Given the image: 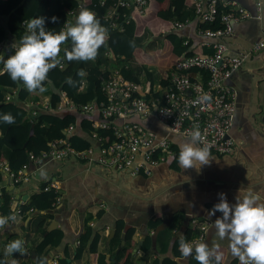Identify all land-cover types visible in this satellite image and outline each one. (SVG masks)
Returning a JSON list of instances; mask_svg holds the SVG:
<instances>
[{
  "label": "crops",
  "instance_id": "0c3cea01",
  "mask_svg": "<svg viewBox=\"0 0 264 264\" xmlns=\"http://www.w3.org/2000/svg\"><path fill=\"white\" fill-rule=\"evenodd\" d=\"M237 1L251 12L254 11V0ZM144 29L138 38L143 46L152 37ZM173 30L193 44L203 41L202 36L196 33L193 20ZM6 37L14 39L10 34ZM222 39L227 54L238 55L247 51L240 65L225 78L235 92V108L228 128V135L234 139L235 145L229 152L217 153L211 150L213 158L208 165L201 166L199 170L182 169L176 155H179V145L188 136L169 132L152 114H133L128 117L129 120L138 122L157 136L167 137L171 142L172 153L152 165L148 172L130 175L122 170L74 157L48 159L38 168L30 164L29 178L13 186L7 171L0 166V185L12 187L11 195L15 202L27 199L35 190L43 178L42 170L46 176L51 175L58 180L60 193L59 203L49 212L38 210L41 217L35 214L37 210H26L18 214L11 224L0 229V243L23 240L24 254H13L27 264H34L33 245L41 237L35 232V225L40 221V227L45 230H62L59 243L49 247L46 252L50 264H56L60 257H65L71 264H92L87 260L86 249L78 258L73 257L79 234L86 227L89 229V238L96 232L99 236L97 250L105 251L107 259L113 224L115 219L120 218L133 227V262L150 264L154 256L171 255L173 239L180 238L184 229L192 224L191 221L199 220L205 224L200 241L218 249L220 264H240L238 259L230 255L229 242L226 239L220 240L211 227L222 213L216 212L214 216L208 217L207 212L219 202V193L226 194L230 204H234L236 198L241 199L249 191L259 195L261 202H264V0H261L259 18L247 17L234 22L231 33ZM259 40L263 41V45L252 49V45ZM142 64L152 70L153 82L159 79L160 74L154 63H139L135 60L128 62L140 81H143L144 73L141 75L136 68L141 70ZM35 94L38 100L47 98L39 90ZM11 97L17 99L15 90L11 91ZM25 101L29 109L32 98ZM84 115L96 118L95 111ZM81 131L88 135L87 130ZM92 144L93 148L98 145L95 140ZM154 219H158L156 224L149 226V221ZM145 235L149 237V243L146 248H141L140 243ZM8 256L6 254L5 258ZM192 259L191 256L187 259L181 255L175 257L176 264H190Z\"/></svg>",
  "mask_w": 264,
  "mask_h": 264
},
{
  "label": "trees",
  "instance_id": "16d2710c",
  "mask_svg": "<svg viewBox=\"0 0 264 264\" xmlns=\"http://www.w3.org/2000/svg\"><path fill=\"white\" fill-rule=\"evenodd\" d=\"M79 0H0V39H5L10 34L16 40L27 31L26 26L21 25V21H28L37 16L45 19V28L52 31H60L66 17V10L75 5ZM81 7L93 9L100 23L104 25L109 33L107 43L99 49L98 56L94 61H68L64 58L63 50L62 67H56L48 73V80L44 82V95L47 97V107L37 108L35 114H29L24 102L29 99H37L35 92L30 95L22 82L12 81L10 76L5 73L0 75V115L10 113L15 118L14 124H6L0 121V160L4 161L9 170L15 171L23 162H27L28 153L37 154L42 149H47L49 142L57 139H66L68 144L75 149H85L93 143L89 134H85L81 129H91L96 131L100 141L104 144L113 138L110 128L92 126V117L80 115V111L66 108H56L57 104L63 102V97H67L75 105H80L87 101H93L95 105L105 100V96L100 89V81L107 76L108 69L104 66L109 61V56L104 52L110 53L113 59L112 64L116 65L120 74L129 80L139 82V78L128 66L129 60L139 63H154L157 66L160 80L159 85L167 83L165 73L168 66L175 60L192 54H206L211 52V48L203 43L193 44L169 26L170 21L187 22L195 21V29L217 28L221 26L220 13L224 10L223 6L216 3L213 19L207 21L195 16L194 0H146V5L142 12L135 8L131 10L128 21L122 22V30L118 31L107 27V20L103 18V7L98 0H80ZM120 12L122 8H117ZM57 20L52 22L51 17ZM121 18V17H118ZM147 29L151 39L145 46L138 39L143 31ZM142 32V33H141ZM141 33V34H140ZM62 48H71V41L63 45ZM14 49L9 43L2 47L1 56L7 58ZM104 65V66H103ZM144 73V81L149 86L153 83L152 70L143 64L140 66ZM1 70V69H0ZM83 71V76L77 73ZM71 77L75 84L70 86L66 78ZM83 87L80 88V84ZM152 87H150L151 89ZM15 90L16 98L5 99L6 93ZM38 91V90H37ZM77 107V106H76ZM79 110V109H78ZM97 117V116H95ZM69 124L73 125L71 133H65L64 128ZM84 133V134H82ZM82 134V135H81ZM104 139V141L102 140ZM176 152V151H175ZM178 157V154L176 155ZM45 183L44 179L37 184V187L27 199L19 204L20 213L29 210L35 211L37 217H41L38 210L48 211L53 208V198L55 191L50 188L42 190ZM13 186L19 185L20 181L12 183ZM12 187H0V215H9L13 207L10 202ZM158 219L149 221V226H154ZM199 222L192 223L184 229L185 240L198 230ZM35 232L40 239L33 245L34 264L38 260L46 258L49 247L59 243L62 230L52 228L45 230L40 227V221L35 225ZM133 227L124 223L120 218L115 219L111 236L108 241L109 257L105 258V251L97 250L98 234L95 232L89 238V229L86 227L78 236L74 249L73 257L78 258L82 251L86 249L87 260L92 264H135L132 259V248L135 245L132 239ZM8 238V237H7ZM179 237H175L171 244V255L156 257L154 256L150 264H176L175 257L181 255L179 251ZM4 242L0 243V264H27L24 260L15 257L14 254L5 258L6 249ZM149 237L144 236L140 243L141 248H146ZM190 264H198L195 254L191 256ZM48 264H50L48 262ZM56 264H71L65 257L58 258Z\"/></svg>",
  "mask_w": 264,
  "mask_h": 264
},
{
  "label": "built area",
  "instance_id": "2783aa9c",
  "mask_svg": "<svg viewBox=\"0 0 264 264\" xmlns=\"http://www.w3.org/2000/svg\"><path fill=\"white\" fill-rule=\"evenodd\" d=\"M98 3L103 7V18L107 20L106 26L120 31L123 28L121 20L127 22L134 8L142 12L146 0H98ZM216 3L224 8L220 13L221 26L214 29H196V33L203 38L201 43L208 45L211 52L192 53L175 60L167 68L165 73L167 83L164 85H159L160 77L150 86L146 84L144 78L140 83L124 78L117 66L112 64L113 59L110 58V53L105 51L104 54L109 56L110 61L103 65L108 69V73L100 81V89L105 100L99 105H95L93 101L75 105L67 97L62 96L63 102L57 104L56 108L73 109L83 114L95 111L97 117L92 119L93 128H110L113 138L102 144L96 131L91 129L88 134L98 145L93 148V144H89L85 149L71 147L66 139L53 140L49 142L47 149H42L37 154L29 152L27 162H23L15 171L9 170L5 162L0 160V166L7 171L10 182L26 181L31 172L28 168L30 164L38 168L45 160L68 157L95 162L100 166L122 170L130 175L148 172L152 165L164 160L172 153L171 142L167 137L157 136L138 122L129 120L128 117L133 114L139 116L152 114L169 132H178L187 136L195 127H198L202 134V142L210 144V150L217 153L229 152L235 145L234 139L228 135L235 108V92L226 83L225 78L240 65L247 51L238 55L227 54L226 44L222 38L231 33L234 22L247 17L259 18L261 0H254L253 12L237 0H194L195 16L207 21L212 20ZM119 7L122 8L120 12L117 10ZM80 8L79 0L75 5L65 9L66 17L61 29L66 24L75 22V16ZM185 23L170 21L169 26L179 28ZM21 25L26 26V21H21ZM18 42L19 40L7 37L0 39V56L4 44L12 45ZM261 45L263 41L259 40L251 48L257 49ZM60 60L58 67L63 65L61 56ZM0 69H3L2 63H0ZM149 70L151 71L150 68ZM79 87L82 88L83 83ZM4 98L10 99L11 92L6 93ZM46 100L47 98L32 99L29 101L31 107L27 112L35 114L37 108H46ZM73 130L72 124L64 128L65 133H71ZM43 178L45 183L41 189L52 188L55 191L52 201L55 206L60 199L58 180L51 175ZM23 201L22 199L15 202L13 196H10V202H14L11 204L13 210L6 216L16 218L20 214L19 204ZM12 222L10 220L8 225ZM191 222H199L198 230L188 237L186 242H198L203 237L205 224L199 220ZM7 245L8 242L5 241V249Z\"/></svg>",
  "mask_w": 264,
  "mask_h": 264
},
{
  "label": "clouds",
  "instance_id": "9594fccd",
  "mask_svg": "<svg viewBox=\"0 0 264 264\" xmlns=\"http://www.w3.org/2000/svg\"><path fill=\"white\" fill-rule=\"evenodd\" d=\"M52 22L57 18L51 17ZM27 31L18 43L11 47L14 51L5 57L0 56L3 69L0 75L7 73L11 80L22 82L28 92L45 91L44 82L48 73L60 65V53L68 61H94L99 49L107 43L109 33L102 26L96 13L86 7H81L75 16V22L64 26L60 31L47 30L45 19L37 16L26 22ZM71 41V48H62ZM83 76V71L77 73ZM66 82L73 86L71 77ZM0 121L14 124L15 118L10 113L0 115ZM211 145L202 142V134L195 127L188 139L179 145L178 163L182 169L199 170L208 165L213 158ZM46 177V172L41 171ZM219 202L207 212L212 217L216 212L222 213L211 224L215 235L220 240H227L230 255L239 260L240 264H264V202L259 195L249 191L241 199L236 198L234 204L227 201L226 194L219 193ZM15 216H0V229L6 227ZM179 251L184 259L195 254L198 264H220L221 255L215 247H209L205 241L186 242L183 234L179 240ZM24 242L16 239L6 246V254H24ZM13 264L15 262L13 261ZM38 264H48L46 258L38 260Z\"/></svg>",
  "mask_w": 264,
  "mask_h": 264
},
{
  "label": "rangeland",
  "instance_id": "374dc122",
  "mask_svg": "<svg viewBox=\"0 0 264 264\" xmlns=\"http://www.w3.org/2000/svg\"><path fill=\"white\" fill-rule=\"evenodd\" d=\"M132 61H134L133 59H132ZM137 62V61H136ZM139 68V67H138ZM138 68H136L137 70H139V72H141V75H142V70H140V69H138Z\"/></svg>",
  "mask_w": 264,
  "mask_h": 264
}]
</instances>
